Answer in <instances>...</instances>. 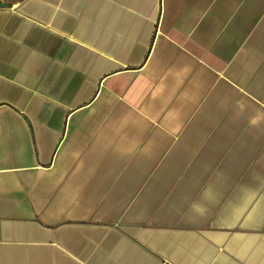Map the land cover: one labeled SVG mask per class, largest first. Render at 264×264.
I'll use <instances>...</instances> for the list:
<instances>
[{"label":"crops","instance_id":"crops-1","mask_svg":"<svg viewBox=\"0 0 264 264\" xmlns=\"http://www.w3.org/2000/svg\"><path fill=\"white\" fill-rule=\"evenodd\" d=\"M0 264H264V0H0Z\"/></svg>","mask_w":264,"mask_h":264}]
</instances>
